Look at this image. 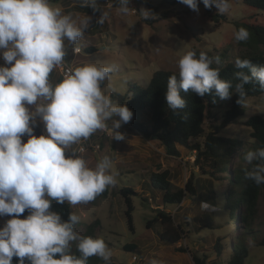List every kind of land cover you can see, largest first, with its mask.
I'll list each match as a JSON object with an SVG mask.
<instances>
[{"label": "clouds", "instance_id": "9594fccd", "mask_svg": "<svg viewBox=\"0 0 264 264\" xmlns=\"http://www.w3.org/2000/svg\"><path fill=\"white\" fill-rule=\"evenodd\" d=\"M83 8L101 14L103 24L109 13L99 0H79ZM117 11L127 16L136 12L131 0H115ZM199 11V0H180ZM205 8L213 6L219 14L230 11V0H202ZM144 20H156L149 8L139 11ZM93 17L66 12L52 0H0V217L10 216L0 227V264H88L92 257L110 264L113 252L102 237L83 235L76 225L81 216L71 211L68 219L51 210L52 202L69 206L94 201L108 187L118 184L119 172L104 156L94 167L77 154L72 146L89 139L98 130H107L112 140L124 141L119 131L133 118L126 103L115 102L105 81L111 80L115 64L88 60L68 67L65 57L70 45H77L92 26ZM240 27L234 31L235 42L249 39ZM219 56L205 51L187 50L178 60V75L169 76L164 93L168 109L179 115L186 107L181 93L189 91L203 97L211 93L220 100L233 95L232 81L220 78ZM58 66L66 71L59 80L50 81ZM233 79L238 104H244L245 85L255 82L264 91V63L234 59ZM27 106H34L30 109ZM37 118L44 134L36 136ZM110 122V126H109ZM27 136V142L22 137ZM66 153L68 155L66 156ZM243 160L249 165L245 178L264 185V146L248 149ZM202 211H217L201 202ZM28 211L21 219L20 215ZM249 245L254 242L249 240ZM149 264H164L153 257Z\"/></svg>", "mask_w": 264, "mask_h": 264}, {"label": "rangeland", "instance_id": "374dc122", "mask_svg": "<svg viewBox=\"0 0 264 264\" xmlns=\"http://www.w3.org/2000/svg\"><path fill=\"white\" fill-rule=\"evenodd\" d=\"M146 1L153 8L147 6ZM52 3L62 6L66 12L85 13L78 8L81 6L76 0H52ZM230 3V11L219 14L215 6L205 8L202 0H199L198 12L184 4L169 5L164 0H131L130 6L136 12L123 16L117 11L115 0L109 3L99 0L100 8L109 13L108 18L103 24H97L96 19L101 14L99 11L85 13L93 17L92 26L77 45L69 46L65 59L73 66H79L90 59L115 64L111 80L105 81L102 87H107L111 98L120 103L130 85L135 83L145 86L154 71L164 69L178 72V60L187 50H194L197 55L205 51L209 56H219L221 65L234 62L245 48L235 42V28L231 21L255 15L257 21L264 23V12L250 10L242 0H230ZM142 7L151 9L157 19L149 21L140 17ZM216 13L225 16L226 20L217 17ZM75 46H80L82 52L75 54ZM87 46L97 49L87 53ZM3 64L0 58V65ZM58 75L59 66L50 73V81L55 83ZM245 104L247 109L244 115L219 132L243 141L244 150L250 143L251 132L245 120L252 114H264V94L247 98ZM225 109L226 103L222 102L206 114L203 123L205 133L212 129V125L220 124ZM119 131L125 134L124 141L112 140L109 132L98 130L88 141L86 152L77 153L86 160L89 167H94L100 158L108 156L119 172L118 184L109 187L106 198L98 197L87 204L70 206L71 211L81 216V222L76 225L81 234L85 233L88 225L94 223L93 236L102 237L113 252L110 264H149L153 257L162 259L164 264H194L192 254L204 259L206 264H220L228 259L230 247L236 242L245 243L248 247L245 264H264V246L259 245L264 236V187L260 191L254 218L245 228L238 229L229 221L227 211L222 208V195L233 187L229 184L227 174L218 180L203 174L193 165L194 150L178 146L180 156L168 155L158 139L131 132L128 123L123 124ZM34 134H44V126L39 118ZM27 139L22 137V142L26 143ZM195 141L202 143L203 137L191 139L190 143ZM242 164L245 162L237 150L231 160V168ZM162 171H167L172 191L184 188L192 174L196 195L187 194L177 205L164 204L161 193L149 187L150 174ZM125 186L137 193L136 196H130L133 204L131 230L124 215V199L119 193V189ZM201 202H207L218 210L202 211ZM159 210L170 215L171 223L168 227L180 226L182 233L178 242L169 244L161 240L160 232L166 226L160 223L159 217L157 221H152L150 227L146 226ZM24 216L23 213L20 218ZM10 218L0 217V227ZM249 240L254 242L253 246L249 245ZM130 243L136 246L135 250L127 251L123 248ZM215 243L220 245V254L215 252ZM180 246L186 248V251H179ZM98 264H104V261L98 258Z\"/></svg>", "mask_w": 264, "mask_h": 264}, {"label": "trees", "instance_id": "16d2710c", "mask_svg": "<svg viewBox=\"0 0 264 264\" xmlns=\"http://www.w3.org/2000/svg\"><path fill=\"white\" fill-rule=\"evenodd\" d=\"M138 1L142 2V0ZM242 1L250 10L264 12V0ZM164 2L169 5L182 4L180 0H164ZM145 4L153 8L149 2L146 1ZM78 8L85 13H94L90 7ZM215 15L226 20V17L223 15H218L217 13ZM150 20L151 19H149V21ZM231 23L235 31L240 27H244L250 33L247 41L237 42L239 46L245 48V51L240 53L237 57L241 59L247 58L251 60L252 64L264 63V23L257 21L255 15L234 19ZM96 49L97 48L93 46L85 47L87 53H92L96 51ZM212 66L220 67V78L232 81L233 95L231 98L220 100L211 93L201 97L191 91L187 93L182 92L181 95L186 100V107L181 110L179 115L174 114L168 109L164 93L166 91L169 76L173 74L178 75V72L159 69L152 73L145 86H140L135 83L130 85L121 98L120 103H126L134 114L132 120L128 123V128L131 132L140 133L147 137L154 136L160 141L168 155L180 156L178 146H182L190 151L194 150L193 165H196L203 174H208L213 179L218 180L223 178L222 176H224V174H227L229 184L233 185V187L228 188L222 195V208L227 211L229 221L233 222V224L240 229L242 227L245 228L254 218L257 211L260 191L264 185L257 186L254 182L245 178V171L250 168L249 165L242 164L231 168V160L237 150L238 155L243 160V153L246 150H254L264 146V114H252L245 120V125L251 129L250 143L248 147H245V150L243 149V141L240 139L219 134L220 130L227 124L237 122L239 117L244 115L247 108L245 102L242 105L237 103L239 96L235 93L234 89V85L237 81L233 79V74L241 70L235 69L234 62H227L221 66ZM245 92V100L249 97L264 94V91H261L255 82L245 85ZM222 102L226 103L222 121L219 125H212V129L205 133L203 123L207 116L206 114L218 107ZM201 136L203 137L202 143L198 141L190 143L191 139H197ZM149 187L161 193V200L166 205L180 204L187 194L190 196L196 195V187L193 183L192 174L184 188L172 191L167 171L153 172L149 176ZM109 191L110 189L108 187L103 193L97 196V198L108 197ZM119 193L124 199L126 206L124 215L126 217L127 226L129 230H131L133 204L130 196H136L137 193L129 186L121 187ZM51 210L58 212L64 220L68 219V215L71 212L67 202L58 204L53 201ZM24 214L27 216L29 213L26 210ZM157 217H159L160 223L166 226V228L160 232L159 236L161 240L169 244L178 242L181 239V228L179 225L171 228L168 227L171 223V217L167 213L159 210L157 215L146 223V226L150 227L152 221H157ZM206 226L207 223L204 224V227ZM93 231L94 223L88 225L83 235L93 236ZM244 234H246V232ZM236 236L238 237V234ZM259 245L264 246V236L259 241ZM123 248L127 251H133L136 249V246L130 243L125 244ZM230 248V256L225 262H221L220 264H245V259L248 255L247 245L245 243L236 242L232 244ZM214 249L218 254L221 253L219 243H215ZM178 250L184 252L186 248L180 246ZM17 260V257H13V264H17ZM192 260L194 264H206L205 260L199 258L197 255L192 254ZM88 264H98V258H90Z\"/></svg>", "mask_w": 264, "mask_h": 264}, {"label": "built area", "instance_id": "2783aa9c", "mask_svg": "<svg viewBox=\"0 0 264 264\" xmlns=\"http://www.w3.org/2000/svg\"><path fill=\"white\" fill-rule=\"evenodd\" d=\"M76 1H79V0H76ZM109 1L110 0H104L105 3H109ZM73 50H74V53L75 54H78V53H81L82 52V48L80 46H75L73 48ZM67 66L68 67H73V65L68 64V63H67ZM65 71H66V67L65 66H59V75H58V80L56 82H59V80L61 79V77L65 73ZM105 132L108 133V131H106V130H105ZM23 138H28V137L27 136H23ZM90 139H91V137L89 139H87V140H83L80 143L74 145V148L77 150V153L83 154V153L86 152V150H87V144H88V141H90ZM134 259L135 258L133 257V260Z\"/></svg>", "mask_w": 264, "mask_h": 264}]
</instances>
